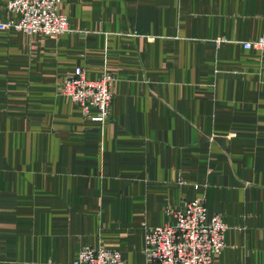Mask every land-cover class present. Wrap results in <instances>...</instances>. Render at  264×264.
I'll use <instances>...</instances> for the list:
<instances>
[{"label":"crops","instance_id":"crops-1","mask_svg":"<svg viewBox=\"0 0 264 264\" xmlns=\"http://www.w3.org/2000/svg\"><path fill=\"white\" fill-rule=\"evenodd\" d=\"M0 0V21L19 15ZM71 29L0 27V264L84 246L156 264L146 226L219 213L213 264H264V0H61ZM111 75L106 123L58 86ZM90 115L97 109L91 107Z\"/></svg>","mask_w":264,"mask_h":264},{"label":"built area","instance_id":"built-area-1","mask_svg":"<svg viewBox=\"0 0 264 264\" xmlns=\"http://www.w3.org/2000/svg\"><path fill=\"white\" fill-rule=\"evenodd\" d=\"M61 0H7L9 11L19 15L15 22L0 21V27H14L29 33L59 34L71 29L68 17L56 10ZM246 48L264 50V35L241 42ZM112 77L103 72L88 78L78 67L72 76L60 82L62 95L77 103L85 116L106 123L110 118ZM95 107L97 113L90 115ZM173 222L146 226V255L156 264H213L225 246L227 224L219 213L207 216L200 199L185 201L171 213ZM65 264H124L120 252L104 246H84L78 257Z\"/></svg>","mask_w":264,"mask_h":264}]
</instances>
